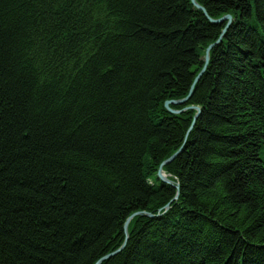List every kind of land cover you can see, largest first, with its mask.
<instances>
[{
	"label": "trees",
	"instance_id": "obj_1",
	"mask_svg": "<svg viewBox=\"0 0 264 264\" xmlns=\"http://www.w3.org/2000/svg\"><path fill=\"white\" fill-rule=\"evenodd\" d=\"M196 2L0 0V264H264V0Z\"/></svg>",
	"mask_w": 264,
	"mask_h": 264
},
{
	"label": "water",
	"instance_id": "obj_2",
	"mask_svg": "<svg viewBox=\"0 0 264 264\" xmlns=\"http://www.w3.org/2000/svg\"><path fill=\"white\" fill-rule=\"evenodd\" d=\"M190 1H191V4L193 5V7H195V8L198 9V10H200L203 14L206 15L204 9L201 8L200 6H198V5L195 3L194 0H190ZM207 18H208V17H207ZM208 19H209V18H208ZM209 20H210V19H209ZM210 21H211V20H210ZM223 21H226V23H227L226 28H227L228 25H229L228 23H230V17H229V16H225V17H223V18L220 20V22H223ZM212 22H213V21H212ZM214 23H215V22H214ZM226 28H225V29H226ZM225 29L222 31L221 35L224 33ZM212 46H213V45H210V46H208V47L206 48L205 55H204V59H203V61H204L203 71H204V69H205L206 66H207V63H208V51H209V49H210ZM203 71H202V72H203ZM198 78H199V76H197V77L195 78V80H194V82H193V85H192V87H191V90H190L189 95H187L184 99L177 100V101H165V102H164L163 106H164V108L166 109V111H168L170 114H176V113H177L176 111L170 110V109H169V105H182V104H184V103L188 100L189 96L192 94V92H193V88H194V85H195V83L197 82ZM189 109L195 110L197 114H198L199 111H200V109L197 108V107H190ZM194 120H195V119H194ZM193 122H194V121H193ZM193 122H192V124H193ZM192 124H191V126H192ZM191 126H190V128H191ZM174 156H175V155H172V156L169 157L167 160H165V161L161 164V166H162V165H165V164H168V163L174 158ZM157 178L160 179L161 181H166V180L163 178L162 174H161V169H160V168L158 169ZM166 182H167V181H166ZM176 189H177V188H176ZM177 195H178V192H177L176 196L174 197V199L177 198ZM165 208L167 209V208H168V205H167ZM135 216H143V217H147V216H151V214L144 213V212H136V213L131 214V215L126 219V221H125V223H124V226H123L124 234H125V237H126V238H127V225H128V223H129V221H130L132 218H134ZM126 238H125V239H126Z\"/></svg>",
	"mask_w": 264,
	"mask_h": 264
},
{
	"label": "rangeland",
	"instance_id": "obj_3",
	"mask_svg": "<svg viewBox=\"0 0 264 264\" xmlns=\"http://www.w3.org/2000/svg\"><path fill=\"white\" fill-rule=\"evenodd\" d=\"M151 217H153V215H151V216H147V217H144V218H146V219H150ZM143 218V219H144Z\"/></svg>",
	"mask_w": 264,
	"mask_h": 264
}]
</instances>
